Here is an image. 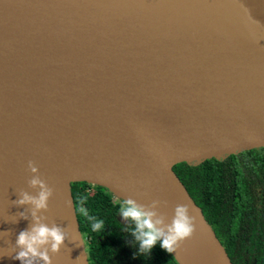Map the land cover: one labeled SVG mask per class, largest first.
Masks as SVG:
<instances>
[{"label": "water", "instance_id": "95a60500", "mask_svg": "<svg viewBox=\"0 0 264 264\" xmlns=\"http://www.w3.org/2000/svg\"><path fill=\"white\" fill-rule=\"evenodd\" d=\"M261 149L264 0H0V264H21L32 217L14 202L38 191L29 161L64 187L41 213L70 234L53 264H89L77 182L166 200L169 223L190 205L188 244L207 264H232L173 168Z\"/></svg>", "mask_w": 264, "mask_h": 264}, {"label": "trees", "instance_id": "16d2710c", "mask_svg": "<svg viewBox=\"0 0 264 264\" xmlns=\"http://www.w3.org/2000/svg\"><path fill=\"white\" fill-rule=\"evenodd\" d=\"M213 228L232 264H264V149L173 168ZM89 264H178L161 243L141 252L124 199L88 183L71 184ZM102 221V227L93 224Z\"/></svg>", "mask_w": 264, "mask_h": 264}, {"label": "clouds", "instance_id": "9594fccd", "mask_svg": "<svg viewBox=\"0 0 264 264\" xmlns=\"http://www.w3.org/2000/svg\"><path fill=\"white\" fill-rule=\"evenodd\" d=\"M28 169L33 176L28 180L31 189H38L35 194L20 189L19 199L14 203L17 206L30 205L29 211L32 217L30 227L21 231L16 241L19 249L15 259L21 264H53L52 255L59 254L62 246L69 239L67 229L58 226L55 222L47 223L48 217L41 215L49 210V201L54 196V189L49 186L45 179H42L39 168L35 161L28 162ZM166 200L156 199L150 204H141L134 198L129 197L123 202L120 209L124 220H130L135 225L133 235L140 243L141 252H150L156 244L168 253L177 252L183 243L192 238L197 231L196 217L190 214V205L179 204L174 209V216L171 223H167L165 213L159 211L161 207H167ZM28 219L25 213L19 214ZM102 227V221L93 224L94 229Z\"/></svg>", "mask_w": 264, "mask_h": 264}, {"label": "bare ground", "instance_id": "6f19581e", "mask_svg": "<svg viewBox=\"0 0 264 264\" xmlns=\"http://www.w3.org/2000/svg\"><path fill=\"white\" fill-rule=\"evenodd\" d=\"M166 173L162 172L156 177V181L154 182V192L156 190V187L160 184V182L163 180H166ZM54 192H56L57 197L63 192L64 187L63 183L60 180L54 181ZM58 202V199L53 201ZM169 223L168 221H166ZM195 245V244H194ZM196 249L198 250L199 254L193 249L192 245L188 244V240H186L181 248L176 252L179 258L182 260V262L186 264H207L204 262L202 258V254L200 253L197 245H195Z\"/></svg>", "mask_w": 264, "mask_h": 264}, {"label": "flooded vegetation", "instance_id": "af4514ba", "mask_svg": "<svg viewBox=\"0 0 264 264\" xmlns=\"http://www.w3.org/2000/svg\"><path fill=\"white\" fill-rule=\"evenodd\" d=\"M225 159H227V158H225ZM223 160V159H222Z\"/></svg>", "mask_w": 264, "mask_h": 264}, {"label": "built area", "instance_id": "2783aa9c", "mask_svg": "<svg viewBox=\"0 0 264 264\" xmlns=\"http://www.w3.org/2000/svg\"><path fill=\"white\" fill-rule=\"evenodd\" d=\"M115 197V196H114Z\"/></svg>", "mask_w": 264, "mask_h": 264}]
</instances>
